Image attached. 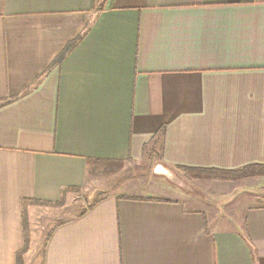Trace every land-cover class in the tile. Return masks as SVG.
Instances as JSON below:
<instances>
[{
	"label": "crops",
	"instance_id": "crops-1",
	"mask_svg": "<svg viewBox=\"0 0 264 264\" xmlns=\"http://www.w3.org/2000/svg\"><path fill=\"white\" fill-rule=\"evenodd\" d=\"M0 102V264L90 159L153 157L172 179L57 220L44 264H264V175L189 170L264 164V0H0Z\"/></svg>",
	"mask_w": 264,
	"mask_h": 264
},
{
	"label": "rangeland",
	"instance_id": "rangeland-1",
	"mask_svg": "<svg viewBox=\"0 0 264 264\" xmlns=\"http://www.w3.org/2000/svg\"><path fill=\"white\" fill-rule=\"evenodd\" d=\"M141 163H131L122 165L118 173H99L92 175L93 180L86 184V189L80 191L77 198L68 202L66 205H53L50 207L36 208L31 217V237L29 239L30 264H40L41 247L46 233L52 228L55 222L62 217L81 211L84 206L93 202L95 199L109 193H120L128 184L144 182L148 178L155 176H167L171 179L173 175L166 169L161 168V161L157 158H148ZM105 174V175H104ZM31 245V246H30Z\"/></svg>",
	"mask_w": 264,
	"mask_h": 264
},
{
	"label": "trees",
	"instance_id": "trees-1",
	"mask_svg": "<svg viewBox=\"0 0 264 264\" xmlns=\"http://www.w3.org/2000/svg\"><path fill=\"white\" fill-rule=\"evenodd\" d=\"M88 26L89 24L86 23L82 31L78 34V36L69 43H67L58 56H61L65 51L69 50L86 32ZM17 96L19 95L12 96L9 99L15 98ZM3 102H0V104ZM152 143L154 144V146L155 144L156 146H160L158 137H155ZM120 165H121L120 161H109V160L104 161V160L90 159L86 164V172L88 176H92L99 173H111L117 171L120 168ZM189 170L193 173L194 176H198V177L238 178L244 175H264V164H249L236 169H217V168L197 167V168H191ZM131 197H135V196L132 195ZM25 202H29V201L22 200V205ZM34 202H38V201L36 200ZM50 231L46 233L42 243L41 253H40L41 256L40 264H44L45 245L48 240ZM26 247H28V240L24 238V245L22 248L23 251ZM16 264H22L20 260L19 252L16 255Z\"/></svg>",
	"mask_w": 264,
	"mask_h": 264
}]
</instances>
